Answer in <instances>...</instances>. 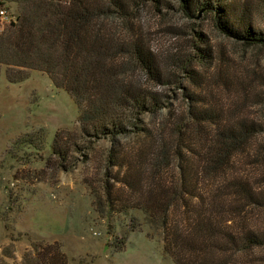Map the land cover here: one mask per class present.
Masks as SVG:
<instances>
[{
	"label": "rangeland",
	"instance_id": "rangeland-1",
	"mask_svg": "<svg viewBox=\"0 0 264 264\" xmlns=\"http://www.w3.org/2000/svg\"><path fill=\"white\" fill-rule=\"evenodd\" d=\"M198 1L204 0H143L134 6L138 9L132 8L136 32L132 46L149 50L153 69L144 74L127 51L119 61V84L154 94L161 107L137 114L130 105L116 106L114 112L124 126L119 134L109 129L110 120L103 127L96 112L81 117L82 108L47 73L33 70L25 80L10 82L3 66L0 264H24V255L37 238L57 240L69 264H174L165 249L164 231L150 228L145 214L135 208L141 202L136 178L146 184L154 169L166 177L179 175L178 165L181 160L185 165L186 158H161L156 151L160 131L155 126L168 114L188 118L192 107L211 103L210 99L214 107L221 108L222 102L230 107L223 120L238 107L242 116L260 123V132L236 154L226 174L227 179L235 176L250 183L258 204L245 208L243 214L264 231V45H247L230 36L220 24L227 17L215 9L221 3L241 8L254 29L260 30L264 0H213L214 8L202 10ZM11 14L15 16V6ZM9 17L1 16L3 25ZM115 21L118 35L128 32L125 21ZM206 50L211 56L201 57ZM219 71L225 77L227 71L230 76L250 73L249 98L243 97L239 86L227 88L217 80ZM148 128L152 132L146 135L142 129ZM165 139L173 146L177 143L174 136ZM186 144L199 151L197 137ZM188 155L194 163L191 167L200 169L201 152ZM156 161L160 164L154 166ZM198 176L192 186L214 189L212 177ZM225 184L217 193L230 203L233 195Z\"/></svg>",
	"mask_w": 264,
	"mask_h": 264
},
{
	"label": "trees",
	"instance_id": "trees-1",
	"mask_svg": "<svg viewBox=\"0 0 264 264\" xmlns=\"http://www.w3.org/2000/svg\"><path fill=\"white\" fill-rule=\"evenodd\" d=\"M212 1H198L196 6L198 10L214 8ZM142 2L0 0V11L6 9L10 16L4 25L0 20V73L4 66L10 82L25 80L33 70L47 73L53 83L64 88L82 108L81 117L96 112L103 127L112 122L109 129L113 128V134H119L124 126L114 112L116 106L130 105L136 108L137 114L161 107L154 94L120 85L121 80H118L120 57L127 51H131L140 63L144 74H151L153 69L149 50L131 43V38L136 35L131 24L135 16L132 8ZM12 6H15V16L11 14ZM215 9L227 17L224 25L219 23L230 36L247 45H264V29H254L244 10L222 3ZM187 10L191 11L190 8ZM115 19L127 23V33L117 34ZM206 51L201 57L211 56ZM220 71L217 80L227 88L239 86L243 97L249 98L251 87L247 78L250 73L230 76L227 71L229 77H225ZM212 98H216L215 95ZM210 100L211 103L202 101V105L192 107L188 118L180 113L168 114L155 126L160 131L156 135L160 144L156 151L160 152L161 158L177 155L180 160L185 157L186 164L180 161L177 177L163 176L159 169H154L146 184L142 183L141 177L136 178L141 202L135 208L145 214V223L150 228L164 231L165 249L174 264H264L261 253L264 231L243 214L245 208L258 204L254 190L242 178L234 176L231 180L226 174L236 154L260 132V123L242 116L238 107L232 108L223 120L221 116L230 107L224 102L221 108L214 107ZM214 115H219L218 119ZM227 119L229 121H225ZM142 130L146 135L152 132L149 128ZM166 135L174 136L176 145L166 141ZM194 136L197 137L198 152L186 144ZM193 152L197 156L201 152L203 159L197 170L191 167L194 163L188 155ZM158 164L156 161L154 166ZM206 173L212 177L215 186L208 191L196 186L198 175ZM192 182L196 185L192 186ZM222 184L226 190L231 189L227 192L233 195L230 203L226 196L217 193ZM23 260L24 264H69L61 244L43 238H37Z\"/></svg>",
	"mask_w": 264,
	"mask_h": 264
},
{
	"label": "built area",
	"instance_id": "built-area-1",
	"mask_svg": "<svg viewBox=\"0 0 264 264\" xmlns=\"http://www.w3.org/2000/svg\"><path fill=\"white\" fill-rule=\"evenodd\" d=\"M0 15H1L3 18H7V17H8V15L6 14L5 10H3V9L0 11Z\"/></svg>",
	"mask_w": 264,
	"mask_h": 264
}]
</instances>
